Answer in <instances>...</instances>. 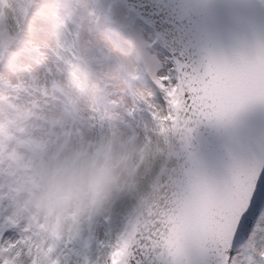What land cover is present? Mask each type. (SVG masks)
Segmentation results:
<instances>
[{
  "label": "clouds",
  "instance_id": "1",
  "mask_svg": "<svg viewBox=\"0 0 264 264\" xmlns=\"http://www.w3.org/2000/svg\"><path fill=\"white\" fill-rule=\"evenodd\" d=\"M156 45L114 0H0V264H85L119 226L177 138L172 112L138 111Z\"/></svg>",
  "mask_w": 264,
  "mask_h": 264
},
{
  "label": "snow or ice",
  "instance_id": "2",
  "mask_svg": "<svg viewBox=\"0 0 264 264\" xmlns=\"http://www.w3.org/2000/svg\"><path fill=\"white\" fill-rule=\"evenodd\" d=\"M143 7L147 11L151 6ZM140 22L149 25L143 18ZM161 36L168 43L170 34ZM161 53V61L168 57L163 70L142 84L159 105L152 111L153 117L168 108L173 88L183 96L182 115L190 129L222 119L249 102L264 103V46L252 57L210 61L201 68L192 67L186 49L174 41ZM140 108L143 110V103ZM185 172L191 198L187 212L175 227L158 223L146 236H138L130 264H264V167L237 172L222 183L200 176L192 160L185 164ZM108 247L116 258L124 254L127 244L117 241ZM113 264H117L115 259Z\"/></svg>",
  "mask_w": 264,
  "mask_h": 264
},
{
  "label": "water",
  "instance_id": "3",
  "mask_svg": "<svg viewBox=\"0 0 264 264\" xmlns=\"http://www.w3.org/2000/svg\"><path fill=\"white\" fill-rule=\"evenodd\" d=\"M121 1L139 21L149 22L148 26L142 24L154 32L162 48L173 41L181 44L194 68L210 61L252 57L264 46V7L259 0ZM144 4L151 7L146 11ZM161 34H170L168 43ZM179 94L174 106L177 138L135 218L125 264H130L138 236H146L158 223L175 227L187 212L191 198L184 177L190 160L200 176L215 183L237 172L264 167V103L249 102L222 119L204 121L193 135H181L188 122L182 115L183 96Z\"/></svg>",
  "mask_w": 264,
  "mask_h": 264
},
{
  "label": "rangeland",
  "instance_id": "4",
  "mask_svg": "<svg viewBox=\"0 0 264 264\" xmlns=\"http://www.w3.org/2000/svg\"><path fill=\"white\" fill-rule=\"evenodd\" d=\"M114 4L118 9H123L126 12L127 19L133 27L140 26L141 28H143L146 31V33H151L153 38L155 39L154 34L151 31L147 30L138 21L136 16L126 9L124 4L120 0H114ZM114 39H119V37L115 36ZM147 62L149 64L150 73L148 75L141 76L139 78L137 85H136V88L138 89L139 94H140V97H139L140 101L144 105L143 110H141V108L138 109V111L141 113L142 117L144 116L142 114V112L151 114L154 109L155 110L159 109L158 103H155L151 99V93H146V90L142 87V84L144 83L145 79L149 76H151L152 78H156L157 73L161 72L164 68L163 61H161V59L159 57L158 58L157 57H148ZM179 99H180L179 92L175 88H173L172 89V95L168 98L169 103H168L167 110L172 112L174 114V116H175L174 106H175V103ZM159 112H161V111H159ZM161 128L163 129V124H161ZM174 130L175 129H173V131ZM160 134L162 137L165 136L166 130H162ZM165 143H167V140H165ZM169 146L167 147V149L165 151L159 152L152 159V161H151V163H150V165H149V167H148V169H147V171L143 177V180L141 181V184L139 185L138 190L135 193V196L132 200V204L129 206V208L126 211L122 212V214L119 218V222H118L119 226L109 229L103 243H98V245L92 246V245H89L87 241H85V247L90 248V250L92 251V260L91 261H93L94 264L96 261H99L100 259H102L106 253H110L111 264H113L114 259L117 261V264H125L126 263L127 252H128L129 246H130V244L132 242V238H133L134 220H135V218L139 212L141 205L143 204L145 198L147 197L150 189L153 187L154 183L156 182V179H157L159 173L163 169L167 154L169 152ZM0 226H1V224H0ZM1 228L2 227H0V232H1ZM117 241L121 242L122 244H127V249L125 250L123 255L116 257V258H113L112 254H111L112 249H110L108 247V245L109 244L115 245L117 243ZM101 245H103V247H101Z\"/></svg>",
  "mask_w": 264,
  "mask_h": 264
},
{
  "label": "bare ground",
  "instance_id": "5",
  "mask_svg": "<svg viewBox=\"0 0 264 264\" xmlns=\"http://www.w3.org/2000/svg\"><path fill=\"white\" fill-rule=\"evenodd\" d=\"M0 227H2L1 232H0V240L2 241L3 238L5 237V234L11 232V230L9 229V227L7 225L1 224ZM9 236H14V233L11 232V235H9Z\"/></svg>",
  "mask_w": 264,
  "mask_h": 264
}]
</instances>
